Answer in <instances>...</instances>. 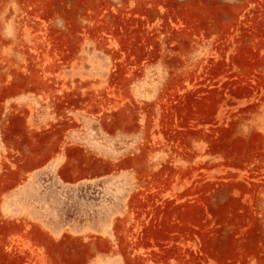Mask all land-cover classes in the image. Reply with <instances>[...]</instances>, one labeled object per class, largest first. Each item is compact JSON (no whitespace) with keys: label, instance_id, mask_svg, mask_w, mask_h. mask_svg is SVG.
<instances>
[{"label":"rangeland","instance_id":"1","mask_svg":"<svg viewBox=\"0 0 264 264\" xmlns=\"http://www.w3.org/2000/svg\"><path fill=\"white\" fill-rule=\"evenodd\" d=\"M0 264H264V0H0Z\"/></svg>","mask_w":264,"mask_h":264}]
</instances>
